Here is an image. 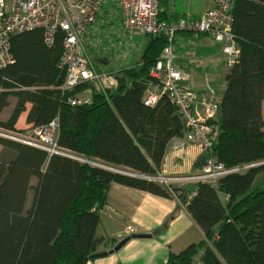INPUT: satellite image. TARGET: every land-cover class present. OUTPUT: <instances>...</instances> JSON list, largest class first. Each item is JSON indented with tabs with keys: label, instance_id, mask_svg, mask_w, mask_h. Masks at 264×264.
<instances>
[{
	"label": "trees",
	"instance_id": "trees-1",
	"mask_svg": "<svg viewBox=\"0 0 264 264\" xmlns=\"http://www.w3.org/2000/svg\"><path fill=\"white\" fill-rule=\"evenodd\" d=\"M159 3L163 20L167 0ZM112 10L110 5L104 13ZM231 25L239 54L225 74L217 131L201 166L210 156L226 166L264 158V0H234ZM63 36L58 29L46 44L42 28L33 27L10 37L12 58L0 67V113L10 96L16 101L0 127L18 131L15 123L30 103L26 123L57 118L59 146L145 176L159 173L168 142L186 131L167 95L153 105L142 101L155 82L148 71L166 36L146 35L139 58L114 71L117 84L105 91L87 82L60 88ZM88 85L89 103L68 102ZM0 144L9 150L8 159L0 158V264H85L105 240L96 232L98 211L111 182L164 197L174 194L183 202L204 239L169 254L167 264H194L196 254L200 264H264V182L254 183L263 164L225 174L216 185H171L48 155L6 138L0 137Z\"/></svg>",
	"mask_w": 264,
	"mask_h": 264
},
{
	"label": "built area",
	"instance_id": "built-area-1",
	"mask_svg": "<svg viewBox=\"0 0 264 264\" xmlns=\"http://www.w3.org/2000/svg\"><path fill=\"white\" fill-rule=\"evenodd\" d=\"M210 1L213 3L212 7L196 18L180 16L172 20H161L159 0H0V67L11 61L10 37L15 33L39 27L43 30L44 42L50 44L56 31L60 29L64 32L59 59V66L64 70V79L60 88L72 90L80 83L87 82L105 91L115 88L117 79L114 70H97L87 54L85 44L90 35L94 45L103 48L106 40L107 46L116 44L120 47L119 55L126 57L130 49L124 48L123 40L119 39L122 32L126 34L125 37L129 34H163L167 42L148 71L155 82L149 84L142 101L146 105H153L162 94L167 95L186 126L184 135L188 142L198 144L203 151L208 150L217 128L216 119L219 116L221 96L212 89H205L199 94L192 86L188 75L176 64L175 36L179 31L209 34L219 44L226 66L230 67L239 54L231 25L234 0ZM113 4L119 11L122 28L115 40L111 38L115 30L107 35L100 33L99 27L104 24L112 26L110 20L102 18V25L97 23L99 16L103 17L104 5L109 8ZM91 90V85H88L80 92L70 95L67 100L72 105L89 103ZM57 131L58 119L54 118L46 124L31 125L23 132L0 127V137L37 147L48 155L59 154L109 171L114 170V167L106 162L86 158L59 146ZM260 164H264V158L226 166L210 156L194 174L165 176L157 173L149 177L160 183H167L168 180L204 181L216 185L218 178L225 174L241 173ZM134 232L137 231L131 226H127L123 231L125 235ZM194 264H200L199 260H195Z\"/></svg>",
	"mask_w": 264,
	"mask_h": 264
},
{
	"label": "crops",
	"instance_id": "crops-1",
	"mask_svg": "<svg viewBox=\"0 0 264 264\" xmlns=\"http://www.w3.org/2000/svg\"><path fill=\"white\" fill-rule=\"evenodd\" d=\"M212 5L210 0H167V5L162 8L166 10V19L172 20L180 16L196 18ZM109 13L110 16L106 20L113 19L112 12ZM170 15L174 18H170ZM120 21L119 16L118 26ZM115 25L104 24L99 27L100 33L107 35L115 30ZM175 40L176 64L188 75L192 86L199 94L205 89H212L221 96L226 85L225 74L229 67L226 66L219 44L206 33L192 34L179 31ZM138 49L141 50L140 47ZM129 64L130 62L127 65L121 63V67ZM210 75L215 81L209 82L207 77ZM15 101L14 96L9 97V104L0 113L1 119L4 120L9 116ZM29 107L30 103H27L26 109L19 114L15 123L16 129L31 125L26 123ZM261 115L264 120V100L261 103ZM218 118L219 116L216 122ZM203 152L199 147L188 142L185 135L172 138L165 148L159 173L171 176L194 174L201 168ZM8 157L9 150L4 149L0 144V158L8 159ZM187 183L178 184L174 181L171 185ZM31 197L30 192L29 200ZM98 213L99 222L96 232L105 239L99 246V251L112 248L127 236L123 233L127 226L135 228L138 233H149L151 236L130 238L120 249L102 257L89 258L85 264H167L169 254L178 253L191 243L204 239L202 230L188 214L183 202L174 194L164 197L111 182L106 190L105 202Z\"/></svg>",
	"mask_w": 264,
	"mask_h": 264
},
{
	"label": "rangeland",
	"instance_id": "rangeland-1",
	"mask_svg": "<svg viewBox=\"0 0 264 264\" xmlns=\"http://www.w3.org/2000/svg\"><path fill=\"white\" fill-rule=\"evenodd\" d=\"M104 8H107V5H104ZM113 9L112 10V15L111 18H113V22L112 25L116 24L114 26L115 32L114 34L111 35L112 39H116L117 38V33L118 32H122V28L121 25L118 26L117 21H118V17H119V11L116 8V5L113 4ZM110 12V11H109ZM106 12L104 13L103 17L98 18V22L99 25H102V18L104 19H108L110 16V13ZM109 14V15H108ZM116 22V23H115ZM126 34L125 33H121V35L119 36L120 40H123L124 42V48L126 49H130V53L126 56V57H121L119 55V51H120V47L117 46L116 44L114 45H108L107 46V42L106 40L104 41V46L105 47H101L99 45H94L93 44V40H92V36L90 35L89 38L87 39V43L85 44L87 50V54L90 56L91 60L93 61V63L95 64L97 70H101V71H110V70H118L121 68V63H123L124 65H127L129 62H134L136 59L139 58L140 56V50L138 49L139 47L142 48L144 43H145V36L144 35H140V34H129L128 37H125ZM131 44V45H129ZM137 46V48H135ZM209 82H213L215 80L212 79V75L207 77ZM221 80V77L219 78V81ZM31 126V125H30ZM30 126H25L23 128L17 129L18 131L23 132L24 130L28 129ZM198 147V144H194ZM264 165V164H263ZM165 176H171V175H165ZM177 176H186V175H177ZM168 182H174L171 180H168ZM178 182V184L181 182H191V181H176ZM264 182V166L261 169L260 172L257 173L256 177H255V186H262ZM135 233V232H134ZM197 258V259H195ZM198 254H196L194 256V261L198 260Z\"/></svg>",
	"mask_w": 264,
	"mask_h": 264
},
{
	"label": "water",
	"instance_id": "water-1",
	"mask_svg": "<svg viewBox=\"0 0 264 264\" xmlns=\"http://www.w3.org/2000/svg\"><path fill=\"white\" fill-rule=\"evenodd\" d=\"M3 138V137H1ZM113 167V166H112ZM118 170H123V172H119ZM110 171H114V172H119V173H123V174H128V175H132V176H137V177H143V178H148L150 179L149 176H145L139 172L130 170V169H121L120 167H114V170H110ZM151 234L149 233H131L127 236H125L124 238H122L121 240H119L112 248L108 249V250H101V251H97L93 254L89 255V258H96V257H102L108 253H112L113 251H116L118 249H120L130 238H147L150 237Z\"/></svg>",
	"mask_w": 264,
	"mask_h": 264
}]
</instances>
